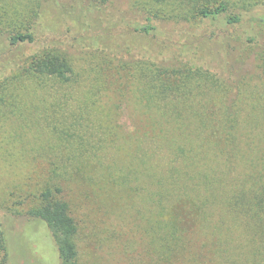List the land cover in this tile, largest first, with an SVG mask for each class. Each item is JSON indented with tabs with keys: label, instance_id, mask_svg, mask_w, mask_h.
I'll list each match as a JSON object with an SVG mask.
<instances>
[{
	"label": "rangeland",
	"instance_id": "rangeland-1",
	"mask_svg": "<svg viewBox=\"0 0 264 264\" xmlns=\"http://www.w3.org/2000/svg\"><path fill=\"white\" fill-rule=\"evenodd\" d=\"M61 1L0 0L4 29L24 28L19 26L24 8L32 9L30 19L39 11L34 19L38 43L20 57L18 50L7 52L9 57L22 63L34 49L51 46L73 68L68 81L32 75L14 79L0 90V222L8 231L6 264H59L46 223L25 212L46 181L56 183L60 176L66 183H59L62 196L78 225V264H145L144 222L138 214L144 203L117 180L121 161L139 154L142 139L136 132L140 112L136 96L124 98L141 80L132 70L133 61L144 55L164 62L191 59L219 73L227 90L239 92L241 101L230 105L224 91L215 89V100L205 103L199 98L200 88H195L198 100L189 99L185 105L215 110L205 120L219 126L222 166L236 176L231 183L259 186L257 181H264V70L259 66L264 60V22L258 18L264 17V0H226L235 11L244 10V5L250 9L234 25L222 18L171 20L175 7L157 2L160 18L152 20L156 30L150 35L132 30L130 25L145 23L147 15L146 7L143 11L132 0H111L100 14L103 20L112 16L116 24L106 20L94 28L86 17L90 22L84 30L62 13L61 3L68 7L72 0ZM177 1V10L186 8L182 1L191 8L187 0ZM82 37L99 38L106 52L81 47ZM161 41L166 46H158ZM247 90L261 94L263 100L244 103ZM229 105L236 122L227 136L222 128L229 122ZM247 114L257 120L249 122ZM253 172L261 178L246 177Z\"/></svg>",
	"mask_w": 264,
	"mask_h": 264
},
{
	"label": "trees",
	"instance_id": "trees-1",
	"mask_svg": "<svg viewBox=\"0 0 264 264\" xmlns=\"http://www.w3.org/2000/svg\"><path fill=\"white\" fill-rule=\"evenodd\" d=\"M52 1L58 4L61 0ZM132 1L143 11L146 7V22L130 25L142 35L155 34L152 20L160 18L157 2L175 7L176 12L168 18L176 21L214 22L222 18L226 24L234 25L241 21L244 11L250 10L244 5V10L235 11L226 0L213 4L187 0L190 9L182 1L186 8L180 11L177 0ZM109 2L111 0H72L70 6L66 7L65 2L60 6L62 13L75 20L76 28L84 30L90 22L86 17L91 18L94 28L101 27L106 20L116 24L112 16L106 20L100 16ZM31 10L24 8L25 16L19 25L23 29L0 27V90L25 76L70 79L73 70L70 61L51 46L34 49L24 55L22 63L9 57L7 52L18 50L16 55L20 57L25 49L38 43L34 19L37 20L39 11L30 19L27 14ZM258 19L264 22V17ZM79 42L85 49L91 47L106 52L100 47L99 38L82 37ZM157 44L166 46L163 41ZM147 56L133 61L132 70L138 72L141 80L136 90L124 95L125 99L136 96L139 104L135 123L136 132L142 137L137 146L139 154L121 161L122 169L117 178L118 183L127 185L144 203V209H139L138 214L144 222L145 264H264V181H257L259 186L232 184L236 176L222 166L220 159L219 126L205 120L215 110L207 112L196 104L191 110L185 105L189 99L198 100V94L193 93L195 88H200L199 98L205 103L215 100V89L224 91L222 95L227 104L241 101L239 92L227 90L222 76L207 65L196 64L191 59L164 62ZM259 66L264 70V60ZM243 93L244 103L263 100L261 94L252 90ZM233 110L228 107L229 122L222 128L227 136L236 122ZM247 117L249 122L257 120L249 114ZM261 176L259 172L246 175L249 178ZM59 178L56 183L46 181L25 214L46 223L56 245L59 264H78V225L62 196L63 188L59 183H66L63 177ZM7 235V229L0 222V264H6L8 259Z\"/></svg>",
	"mask_w": 264,
	"mask_h": 264
}]
</instances>
